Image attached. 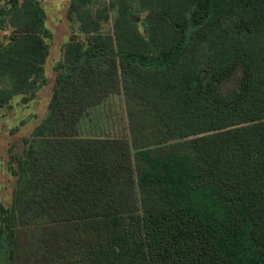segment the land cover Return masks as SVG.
I'll list each match as a JSON object with an SVG mask.
<instances>
[{
	"label": "trees",
	"instance_id": "trees-1",
	"mask_svg": "<svg viewBox=\"0 0 264 264\" xmlns=\"http://www.w3.org/2000/svg\"><path fill=\"white\" fill-rule=\"evenodd\" d=\"M0 7V110L48 84L44 0ZM47 112L12 157L0 264H264V0H71Z\"/></svg>",
	"mask_w": 264,
	"mask_h": 264
},
{
	"label": "rangeland",
	"instance_id": "rangeland-1",
	"mask_svg": "<svg viewBox=\"0 0 264 264\" xmlns=\"http://www.w3.org/2000/svg\"><path fill=\"white\" fill-rule=\"evenodd\" d=\"M71 0H44L47 14V27L52 37L49 40L50 56L46 64L48 84L41 89L35 99L24 103L16 98L12 106L0 110V202L10 206L15 187V177L11 173L12 157L22 152V142L28 137L45 116L52 97L56 72L54 67L62 59L63 46L71 36L68 20V8ZM9 4L0 0V7ZM7 31H0V41L4 40Z\"/></svg>",
	"mask_w": 264,
	"mask_h": 264
}]
</instances>
